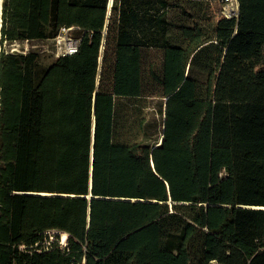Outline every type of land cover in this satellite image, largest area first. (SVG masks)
I'll list each match as a JSON object with an SVG mask.
<instances>
[{"label": "trees", "instance_id": "1", "mask_svg": "<svg viewBox=\"0 0 264 264\" xmlns=\"http://www.w3.org/2000/svg\"><path fill=\"white\" fill-rule=\"evenodd\" d=\"M109 1L2 0L0 264H264V0Z\"/></svg>", "mask_w": 264, "mask_h": 264}, {"label": "rangeland", "instance_id": "2", "mask_svg": "<svg viewBox=\"0 0 264 264\" xmlns=\"http://www.w3.org/2000/svg\"><path fill=\"white\" fill-rule=\"evenodd\" d=\"M219 1V0H218ZM214 2V6L217 7L219 2ZM188 13L197 16V9L193 5H185ZM2 23V17H1ZM71 34L73 36H79V30L77 28L72 29ZM0 38H1V26H0ZM0 50L2 47L1 39H0ZM46 45H49L50 50L53 49V44L50 39L44 41H32V42H5L4 48L6 51L10 52H26L29 49H33L39 53V61L44 65L51 64L54 59L56 58L55 55L51 51L45 50ZM124 103L126 116L131 117L135 112V100L131 99H124L122 100ZM146 104V105H145ZM145 108L141 112V116H143L145 121V128L141 133H139V139H143L148 143H153L159 137L161 132L162 123L164 120V99L161 98H148L144 101ZM133 128L127 131L125 136L129 137L130 139L135 138V125L132 126ZM56 233H60L59 240L62 244H65L68 238V234L64 232L58 231H50L49 235L51 239H55Z\"/></svg>", "mask_w": 264, "mask_h": 264}, {"label": "built area", "instance_id": "3", "mask_svg": "<svg viewBox=\"0 0 264 264\" xmlns=\"http://www.w3.org/2000/svg\"><path fill=\"white\" fill-rule=\"evenodd\" d=\"M222 4V12L226 17H238L239 0H219ZM74 27L62 26L56 36L51 38L53 49L46 45L45 50L51 51L55 57L60 55L74 54L79 50L81 38L73 36L71 30Z\"/></svg>", "mask_w": 264, "mask_h": 264}, {"label": "bare ground", "instance_id": "4", "mask_svg": "<svg viewBox=\"0 0 264 264\" xmlns=\"http://www.w3.org/2000/svg\"><path fill=\"white\" fill-rule=\"evenodd\" d=\"M1 12H2V0H0V26H1ZM90 195H88V196H90Z\"/></svg>", "mask_w": 264, "mask_h": 264}, {"label": "crops", "instance_id": "5", "mask_svg": "<svg viewBox=\"0 0 264 264\" xmlns=\"http://www.w3.org/2000/svg\"><path fill=\"white\" fill-rule=\"evenodd\" d=\"M112 1H113V0H110V1H109V7H111V5H112Z\"/></svg>", "mask_w": 264, "mask_h": 264}, {"label": "water", "instance_id": "6", "mask_svg": "<svg viewBox=\"0 0 264 264\" xmlns=\"http://www.w3.org/2000/svg\"><path fill=\"white\" fill-rule=\"evenodd\" d=\"M94 126H95V125H94ZM160 141H161V140H160ZM91 189H92V184H91L90 190H91ZM87 197H89V198H90V197H91V195H90V196H87Z\"/></svg>", "mask_w": 264, "mask_h": 264}]
</instances>
